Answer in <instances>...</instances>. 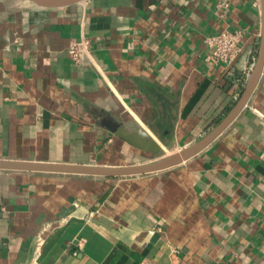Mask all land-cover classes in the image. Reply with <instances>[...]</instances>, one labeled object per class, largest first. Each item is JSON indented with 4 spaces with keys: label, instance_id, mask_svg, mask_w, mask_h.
Wrapping results in <instances>:
<instances>
[{
    "label": "crops",
    "instance_id": "crops-1",
    "mask_svg": "<svg viewBox=\"0 0 264 264\" xmlns=\"http://www.w3.org/2000/svg\"><path fill=\"white\" fill-rule=\"evenodd\" d=\"M261 27L262 0H0V160L127 166L192 145L248 83L207 62L205 39L243 30L240 75ZM82 36L87 64L67 52ZM105 114L162 151L116 136ZM0 264H264V69L235 120L175 166L123 177L0 169Z\"/></svg>",
    "mask_w": 264,
    "mask_h": 264
},
{
    "label": "water",
    "instance_id": "water-1",
    "mask_svg": "<svg viewBox=\"0 0 264 264\" xmlns=\"http://www.w3.org/2000/svg\"><path fill=\"white\" fill-rule=\"evenodd\" d=\"M34 4L45 8H58L80 3L85 0H28ZM264 69V0H262V27L261 40L259 44L258 57L251 72L248 83L240 97L229 113L203 138L179 151L161 155L158 159L137 165L127 166H101V165H82L67 163H41L29 161L0 160V169L65 173L91 176L123 177L138 174H145L167 169L180 164L193 157L208 144H210L228 125L240 114L250 96L254 92ZM100 122L116 136L124 139L132 146L142 150L159 154L162 151L160 143L146 130L140 128L132 130L126 124L115 120L110 115L105 114Z\"/></svg>",
    "mask_w": 264,
    "mask_h": 264
},
{
    "label": "built area",
    "instance_id": "built-area-1",
    "mask_svg": "<svg viewBox=\"0 0 264 264\" xmlns=\"http://www.w3.org/2000/svg\"><path fill=\"white\" fill-rule=\"evenodd\" d=\"M244 32L241 29L229 30L223 29L221 32L210 35L205 39L209 49L207 62L210 65L223 64L226 67L227 74L234 79L236 86L244 85L248 81L251 72L256 63V57L250 63L249 69L240 75L233 72V65L242 52L241 41ZM68 55L74 63L87 64L91 61V41L88 37L82 36L78 41H72L67 49ZM45 242L44 233L41 231L36 236V247L40 249Z\"/></svg>",
    "mask_w": 264,
    "mask_h": 264
}]
</instances>
